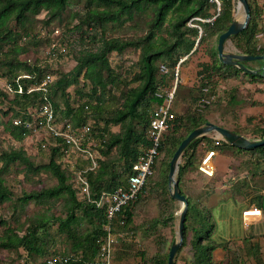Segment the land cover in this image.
<instances>
[{
	"label": "trees",
	"instance_id": "1",
	"mask_svg": "<svg viewBox=\"0 0 264 264\" xmlns=\"http://www.w3.org/2000/svg\"><path fill=\"white\" fill-rule=\"evenodd\" d=\"M72 1L0 0V66L5 67V75L9 76L8 80L14 88L18 87L15 79L19 75L30 74V77L21 79L25 88L24 92H13L7 110L0 109V113L3 112L4 116L12 112L11 117L7 120L0 116V125H3L10 136L18 141L17 147L0 150V203L12 198V191L5 180V174L12 164L18 162L23 164L27 171L33 172L43 168L48 169L57 178V185L27 192L19 200L24 205L31 200L44 203L47 199H52L55 202L64 198V216H58L55 219L59 222V231L65 233L67 238L72 241V248L69 253L59 254L56 251L51 253L52 247L50 244L47 245L43 235L38 232V230L46 228L48 224L46 218L48 217L39 220L33 219L32 224L27 227L23 234L15 231L14 228L6 227L4 233L0 235V248L5 250L16 249L19 252L23 249L27 252L24 264H43L48 258L66 255L70 256V261L67 264H100L103 257L101 249L107 235V217L105 207H97L94 201L103 192L114 191L118 187L127 185L129 177L133 174V164L148 145L147 132L152 112L157 105L163 102V98L158 93L169 88L168 77L171 79L174 77L175 64L180 57V55L174 57V54L178 50H181L185 55L188 54L186 59L190 61L192 70L194 69L200 78L198 89L205 95L197 98L198 101H201L206 95L212 94L209 92L213 87L211 83L212 72H219L224 79H228L232 76L229 69H233L236 74L242 72L250 76L252 83L264 82V76L231 67L219 58L218 38L221 33L228 29L234 18L235 0H219L218 6L214 0H87L85 13L80 16L79 23L71 29L67 27L66 30L71 34L75 31L78 33L75 42L70 41L74 44L76 59V65L72 70L69 72L56 71V73L50 71L47 64H41L39 58L28 56L21 59L20 56L22 54L25 56L30 48L18 41L17 36L20 32L14 31L12 22L24 24L30 13L35 16L45 9L50 14L45 22L51 23L53 19L61 17ZM249 3L251 21L248 27L240 33L232 35L230 40L238 48L237 52L239 53L264 54V45H257L259 40L264 41V36L262 39L256 37L258 31L264 29L259 27L258 22L261 14H264V5L261 6L252 0H249ZM213 8L215 9L213 10ZM141 11H147L152 16L149 29L143 37L126 39L106 35L108 24L122 23L127 18L132 19L136 13ZM211 17H213L211 21L203 20ZM189 21L196 24L190 25ZM166 22L169 23L168 31L172 37H160L159 40L157 33ZM83 26H86V29ZM29 34V31H24L22 40L28 38ZM207 36H216L217 45L209 46V40H205ZM52 42L54 40L50 41L49 44ZM61 42L62 45H65L64 48L69 51L68 43ZM129 47L141 48L138 61L140 71L135 76L136 80H140L141 83L123 92V101L118 105L119 107L111 108L108 102L115 97L112 94V88L120 78V73H116L111 67L109 56L112 52L122 53ZM159 62L161 63L159 64ZM248 62H259L260 66L263 65L262 60L245 61L244 64L252 69L257 67L248 64ZM161 64L167 65L171 69L170 73H162L160 71ZM180 66L182 67V64ZM48 73L56 76L50 85L49 96L57 120L70 123L74 129L85 124L89 125L91 137L100 143L98 145L100 153L98 165L95 169L85 173L91 184L90 197L82 193L75 182L76 171L86 166L88 161L80 156L74 164L67 163L64 156L69 152V145L61 139H54L41 133L35 142L40 153L48 149V161L45 164L36 165L32 158L38 156V153L29 152L24 143L33 135L32 127H28L24 122L20 124L15 122L18 118L31 119L32 108L39 107L46 102L41 90L27 92V88L40 83ZM74 85H77L76 96L85 97V100L78 106H74L71 102L72 94L69 88ZM181 85L186 84L180 82L178 88ZM9 92L10 90L6 87L0 88V95L3 98L11 97ZM206 92L209 93L206 94ZM61 102L64 103L65 107H62ZM90 116L94 118V123H89L87 120ZM207 121L208 119L204 114L196 109L185 116L178 117L176 115L164 134L163 145L156 160L153 174L149 176L138 198L125 205L114 219L116 239L118 236H123L126 230H129L134 221L135 213L143 211L147 199L152 197L153 192L159 190L158 194L163 200L164 211L169 205V201L178 202L171 196L168 189L171 159L181 141L193 129ZM112 126H119V130H113ZM236 132L240 133L239 131ZM262 137H264V128L258 131L255 139ZM206 138L204 135L194 140L184 151L181 159L189 156L191 160L195 156L199 142ZM222 142L223 147L240 151H260L264 156V145L255 148H241L226 140ZM43 144L46 146L44 147ZM113 148L118 149V156L108 157ZM185 166L180 161L176 177L178 181H180V174ZM164 187L166 194L163 193ZM190 209L192 213L189 218ZM172 211L168 219L165 220V225L175 222ZM207 220L208 216L193 202L189 201L184 242L178 252L190 246L193 252L192 264H218L213 255L216 242L212 237V229L209 228L205 235L200 231L207 224ZM155 221L159 223L161 219L158 218ZM0 222L3 225L7 224L3 219H0ZM83 222L88 223V228L81 229ZM157 225L153 223L151 226L156 228ZM149 234L153 238V234L151 232ZM157 240H160L158 244L160 249L150 259L146 256L145 251H142L139 264H168L169 249L167 242L169 240L167 237L161 236ZM41 254L46 255L45 258L37 261L35 256ZM177 255L178 253L175 256V264H177Z\"/></svg>",
	"mask_w": 264,
	"mask_h": 264
},
{
	"label": "rangeland",
	"instance_id": "2",
	"mask_svg": "<svg viewBox=\"0 0 264 264\" xmlns=\"http://www.w3.org/2000/svg\"><path fill=\"white\" fill-rule=\"evenodd\" d=\"M235 1L236 4L234 7L233 17L242 18L244 15L243 7L238 6L237 0ZM252 1H256L257 3V0ZM215 2L218 6V2ZM86 3L87 0H73L72 3L64 10L61 17L53 19L51 23L45 22V20L50 16L48 11L45 9L41 10L35 16L30 13L24 24H17L15 21H13L12 27L14 28V31L18 30L20 32L17 36L18 41L28 45L27 47L30 48L29 52L25 53V56L22 54L20 58L22 59L28 56L39 58L40 63L43 65L47 64L48 68L52 72H69L72 70L76 65V59L74 53V44L72 42L70 43V41L75 42L78 33L75 31L73 34H71L66 30L67 27L71 29L74 27V25L79 23L80 16L84 15L85 13ZM214 9L215 8H213V10ZM151 19L152 16H150L147 11H141L136 13L132 19L127 18L122 23L108 24L105 33L107 36H118L126 39H139L147 33ZM209 19H213V17L205 18L203 20L208 21ZM189 24L193 25L196 23L189 21ZM83 28L86 29V26H83ZM56 29L59 30L57 31ZM168 30L169 23L166 22L163 25V28L157 33L158 39L160 40V37L168 36V38H171L172 35ZM24 31H29L30 34L28 38L22 40ZM256 37L257 39H262L263 36L260 37L257 35ZM207 39L209 40V46L217 45L216 36H207L205 40ZM52 40L57 43L55 49H51V44H49ZM61 41L68 43L69 51L66 48L63 49L65 45H62ZM259 44L264 45V41L259 40L257 45ZM226 50L236 52L238 51V48L235 46L233 41L230 40V38L226 42ZM140 55L141 48L139 47H129L122 53L112 52L110 54L109 60L111 67L116 71V73H120V78L117 82H115L112 88V94H114L115 97L113 100L108 102L111 108L119 107L118 105H120V103L123 101V92L141 83L140 80H136L135 78L136 73H139L140 71V65L138 63ZM178 55H180V57L178 58L175 65H178V63L181 61V83L186 84L181 85L178 88V91H176L177 94L175 97L174 111L178 117L185 116L187 113H190L196 109L203 113L208 121L218 120L220 116H222V118H229L233 116L237 119V113L241 110V108H244L249 104L254 105L257 103L256 100H254V93H260L264 95L263 84V86L255 87L254 84L250 82V76H247L242 72L236 74L233 69H229V71L232 72V76L228 79H224L223 76L219 74V72H212L213 77L211 83L213 84V87L209 92L215 96L211 103L200 105V101H198L197 98L199 99V97L205 95L202 94V92H200L198 89L200 85V78L195 73L194 69L192 70L190 61L186 59L188 54L185 55L181 52V50H178L174 54V57H177ZM160 63L161 62H159V64ZM248 64L256 66L257 68L261 67L259 62H248ZM231 67L237 68L235 66ZM5 73V67L0 66L1 89L6 87L7 83L10 84L8 80L9 76H6ZM168 79L167 80L171 86L172 79L171 77H168ZM169 83H167V86H169ZM76 87L77 85H74L69 88L72 94L71 102L74 106H78L79 103L85 100V97L79 98L76 96ZM214 89L216 90L214 91ZM209 92H206V94ZM9 93L11 97L8 99L3 98L0 95V109L2 110H7L8 106L10 105L13 92L10 91ZM212 94H208L205 97H210ZM261 102L262 101H260V103ZM61 104L62 107H65L63 102H61ZM11 115L12 112L6 116H4L3 112L0 113V116H2V118L5 120L9 119ZM59 115H61V113H59ZM87 120L89 123H94V118L91 116ZM112 128L115 131L119 130V126H112ZM24 143L29 149H32V152L38 153V156L32 158L36 165L45 164L48 161V149H45L43 153H40V151H38L37 145H33L32 148H30L29 138ZM17 146L18 141L14 140L10 136V134L4 129L3 125H0V150H8ZM117 156L118 149L113 148L108 157ZM72 161H74V159ZM5 180L6 184L12 191V198L9 201L0 203V219L5 220L7 223L3 225L1 224L2 222H0V235L4 233L6 227L14 228L15 231L23 234L27 227L32 224L33 219L39 220L48 217L46 218L48 219L46 221L48 223L46 228L38 230L39 234L43 235V239L46 241L47 245L50 244L52 247V251H50L51 253L53 251H56L59 254L69 253L70 249L72 248V241L67 238L65 233L59 231V222H57L55 219V217L64 216V198H61L55 202L52 199H47L44 201V203H37L36 201L31 200L24 205L19 200V198H21L27 192L57 185V178L51 173V171L45 168L37 172L27 171V168L23 164H19L17 162L10 166L9 171L5 174ZM158 191L153 192L152 197L147 199L142 212L135 213L134 221L129 227V230H126L123 236L117 237L116 248L113 256L114 264H139L141 262L142 251H145L146 256L150 259V257L154 256L155 253L160 249V247H158L160 240H157L160 236L163 238H168L169 242H167V247L170 249L172 241L174 240V237L178 231L179 211L182 204L180 201H169V205L164 211L163 200H161V196L158 194ZM163 193L166 194L165 187ZM171 211L174 213L175 222L165 225V220L168 219ZM191 213L192 210L190 209L189 218L191 217ZM158 218L161 219V222L159 223L155 221ZM153 223L158 224L156 228L151 226ZM190 224H192V222H190ZM86 228H88V223L83 222L81 229ZM209 228L210 224L207 223L200 229V231L205 235ZM45 230H47V233H45ZM149 232L153 234V238H151ZM26 255L27 252H25L23 249L19 252V250L16 249L5 250L4 248H0V264H24L26 261L25 258L27 257ZM45 256L46 255L41 254L36 255L35 257L36 260L39 261L42 258H45Z\"/></svg>",
	"mask_w": 264,
	"mask_h": 264
},
{
	"label": "crops",
	"instance_id": "3",
	"mask_svg": "<svg viewBox=\"0 0 264 264\" xmlns=\"http://www.w3.org/2000/svg\"><path fill=\"white\" fill-rule=\"evenodd\" d=\"M257 3L263 6L264 0H257ZM258 22L259 27L264 28L263 14ZM261 34L264 29L257 33L258 36ZM252 84L255 87L264 85ZM254 94L257 103L241 108L237 119L220 116L219 121H212L255 139L258 131L264 128V95ZM205 136L207 138L199 142L191 160L189 156L180 160L186 165L180 174L181 190L208 216L207 223L216 242L215 262L264 264V219L243 214L254 207L261 208L264 214V156L260 151L223 147L222 141L216 145L215 139L219 137L214 132ZM209 149H216L213 176L199 169L201 159ZM182 250L178 252L177 264H192L191 248L188 246Z\"/></svg>",
	"mask_w": 264,
	"mask_h": 264
},
{
	"label": "built area",
	"instance_id": "4",
	"mask_svg": "<svg viewBox=\"0 0 264 264\" xmlns=\"http://www.w3.org/2000/svg\"><path fill=\"white\" fill-rule=\"evenodd\" d=\"M215 1L220 4L219 0ZM211 20L212 19H209L208 21ZM199 28L201 32V27L199 26ZM56 30L58 31L59 29ZM261 36H264V34H261L260 37ZM56 46L57 43L55 41L51 43V49H55ZM63 49L65 48L63 47ZM180 64L181 61L175 67L171 86L158 93V95L163 98V102L157 105L152 112L147 132L148 145L133 164V174L129 177L127 185L124 187H118L114 191L103 192L100 197L94 201L97 207H105L107 217V235L101 249L103 257L100 264H113L116 243V237L114 235V219L117 213H119L125 205L138 198L149 176L153 174L156 160L160 155V150L163 145L164 134L176 117L173 106L176 97V90L181 82ZM160 71L167 74L170 69L167 65L161 64ZM28 77H30V74L19 75L15 79L18 83V87L14 88L11 84L7 83L6 88L11 92H24L25 88L21 83V79ZM55 77V74L48 73L40 83L31 85L27 88V92L41 90L46 102L39 107L32 108L31 119L18 118L15 122L17 124L24 122L28 127H32L33 135L29 137L30 148L37 144L35 141L38 136L41 133H44L46 136H51L54 139H61L69 145V152L64 156V160L67 161V163L71 164L73 162L72 164H74L79 160L80 156L86 159L88 164L82 169L76 171L77 177L75 182L80 191L87 197H90L91 184L85 173L88 170H93L97 167L98 156L100 155L98 145L100 143L91 137V128L89 125L85 124L82 127L74 129L70 123L57 120L49 96L50 85ZM214 96L215 95L212 94L210 97H203L200 101V105L211 103ZM223 140L224 139L222 138H216L215 144L218 145ZM43 146L45 147L46 144H43ZM27 149L29 152H32V149H29L28 147ZM215 153L216 149H209L202 157L199 165V169L208 176H213L215 173V165L213 162V156ZM73 159L74 161H72ZM243 214L257 215L264 219L262 209L258 207L248 209L244 211ZM69 261L70 256L66 255L62 257L48 258L43 264H67Z\"/></svg>",
	"mask_w": 264,
	"mask_h": 264
},
{
	"label": "water",
	"instance_id": "5",
	"mask_svg": "<svg viewBox=\"0 0 264 264\" xmlns=\"http://www.w3.org/2000/svg\"><path fill=\"white\" fill-rule=\"evenodd\" d=\"M238 6L243 7L244 15L242 18H233L228 29L220 34L218 38V53L219 58L223 63L235 66L246 72L264 76V54L252 55L246 53H239L236 51H227L226 42L232 36L240 33L248 27L251 21V7L249 0H237ZM248 60H262L263 65L259 68L252 69L244 64ZM216 133L219 138L227 142L241 147V148H255L264 145V137L260 139H251L247 136L240 134L228 127L207 121L205 124L193 129L179 144L170 162L168 173V184L171 196L181 202L182 206L179 211V225L178 231L172 241L169 249L168 264H175V256L180 250L184 242V229L189 208V199L182 193L179 181L176 178V173L181 160V157L187 147L197 138L207 135L209 133Z\"/></svg>",
	"mask_w": 264,
	"mask_h": 264
}]
</instances>
